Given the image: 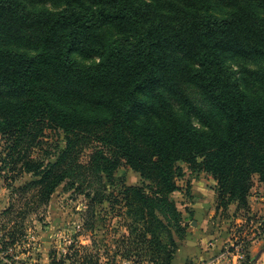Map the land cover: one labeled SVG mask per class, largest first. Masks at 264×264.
<instances>
[{"label": "trees", "instance_id": "1", "mask_svg": "<svg viewBox=\"0 0 264 264\" xmlns=\"http://www.w3.org/2000/svg\"><path fill=\"white\" fill-rule=\"evenodd\" d=\"M59 1L64 6L49 11L0 0V32L36 50L0 47L1 161L35 178L15 189L26 198L21 209L12 204L4 212L13 225L2 234L3 250L66 184L89 199L86 229L93 232L96 208L108 202L124 231L105 248L94 238L91 246L75 241L61 259L53 252L51 264H172L190 228L173 198L186 174L181 163L216 181L217 212L237 204L247 222L255 218L249 197L255 176L264 184V98L243 91L224 55L264 59V18L252 9H264V0H222L239 7L225 16L209 12L212 0H200L204 11L172 14L161 9H173L175 0ZM107 25L124 33L108 39L99 32ZM76 52L98 60L81 65ZM253 74L264 84V68ZM186 86L222 115L220 130L209 122L206 130L194 126L197 109ZM82 104L105 113H86ZM48 129L62 132L66 145L45 163L31 153ZM123 165L143 183L109 191ZM251 241L243 264H253Z\"/></svg>", "mask_w": 264, "mask_h": 264}, {"label": "rangeland", "instance_id": "2", "mask_svg": "<svg viewBox=\"0 0 264 264\" xmlns=\"http://www.w3.org/2000/svg\"><path fill=\"white\" fill-rule=\"evenodd\" d=\"M28 8L32 10H49L57 11L64 6V2L59 0H21ZM175 9H182L185 11L200 12L204 11L200 0H175V7L173 9L162 8L161 10L167 14H172ZM239 9L237 4L225 2L222 0H212L209 7V12L217 16H225ZM252 9L262 18H264V9L258 6H252ZM99 32L106 38H116L121 36L124 31L115 25H107L99 29ZM0 47H11L20 51L34 53L36 50L33 45L22 42L17 39H10L8 36L0 32ZM226 63L237 70L242 89L250 96L264 98V84L257 80L253 73L258 72L264 68V59L258 55L251 56H234L224 55ZM73 57L81 65H89L98 60L93 55L76 52ZM187 94L192 100L196 111L192 114V121L199 130L208 129V122L212 127L221 129L223 126L222 115L211 105L205 102L204 98L191 86H186ZM86 113L104 114L103 109L90 107L89 104H82L78 106ZM177 111L180 114L184 113L183 105L176 103ZM5 140L0 135V233H7L12 227L13 223L9 221V217L4 215V212L14 204L16 209L20 210L21 202H24L23 196L15 193V189L33 181L35 178L32 174L21 170L20 166L13 168V165H7L1 161L5 157L4 151ZM66 142L62 132L53 130H46L45 135L41 138V144L32 150L31 156L34 159L45 161V163L56 160L59 151L65 148ZM91 150L87 149L81 155L83 162H88ZM186 170L183 178L179 179L181 190L173 197L178 206L182 210L190 207H185L184 204L192 199L191 196V182L194 179H201L207 183L212 189L216 188V181L210 174L193 173L188 169V166L181 163ZM115 185L108 184L109 191L119 192L122 185L138 186L143 183V180L137 172L133 171L128 166H121L115 173ZM254 195L263 196L264 192L259 190V187L254 183ZM29 197V196H28ZM89 199L85 194L75 192L74 189H68L66 184L57 189L48 206L40 211L33 212L27 216L24 222L25 234L21 239L15 243L16 255L19 259L14 260L9 256V262H16L17 264H51L53 252H57L56 257L61 259V254L66 253L67 248L76 241L80 245L91 246L93 244L92 238L96 239L100 247L105 248V245L112 244L115 235L120 236L124 229L120 223V219L110 209V204L105 202L103 205L96 208V227L92 231L85 228L86 211L88 209ZM264 203V202H263ZM20 207V208H19ZM16 210V211H18ZM264 211V209H262ZM260 212V211H259ZM252 216V215H251ZM248 217V216H247ZM259 221L264 218L263 214H255L254 221H245L241 224H230L229 229L233 236H247L246 239L254 238L258 235L255 228ZM235 223V222H234ZM3 234V235H4ZM259 238V237H258ZM252 244V243H251ZM4 245V244H3ZM107 261V258H106ZM109 264H122L119 258L116 261H111Z\"/></svg>", "mask_w": 264, "mask_h": 264}, {"label": "crops", "instance_id": "3", "mask_svg": "<svg viewBox=\"0 0 264 264\" xmlns=\"http://www.w3.org/2000/svg\"><path fill=\"white\" fill-rule=\"evenodd\" d=\"M182 167L184 166L182 165ZM254 182L259 190L264 192V184L259 181L258 176H255ZM191 185L192 199L184 206L190 207L193 213L190 214L187 209L180 208L184 212L186 221L190 223V228L187 237L180 242L179 250L172 264H224L225 250L235 241L229 226L232 223L238 225L245 222L249 214L243 209L239 210L237 204H232L226 215H223L216 209L217 193L215 188L212 189L203 180L197 178L191 182ZM254 192L255 186L249 197L251 212L263 214L264 195H254ZM176 193L173 194V197L176 196ZM249 251L253 264H264V235L253 240ZM0 264L7 263L0 260ZM12 264L17 263L13 261Z\"/></svg>", "mask_w": 264, "mask_h": 264}, {"label": "built area", "instance_id": "4", "mask_svg": "<svg viewBox=\"0 0 264 264\" xmlns=\"http://www.w3.org/2000/svg\"><path fill=\"white\" fill-rule=\"evenodd\" d=\"M255 230L258 235H262V228L264 227V218L259 221ZM251 221H254L253 219ZM247 236H234L235 241L230 244V246L225 250L223 255L224 264H243L246 260L247 255V247L245 242L248 240H252L251 238L246 239ZM259 239L258 237L254 240ZM16 248L14 246H10L7 249L3 250V235L0 233V260L6 261L7 264H12L9 262L8 257L12 256L14 260L19 259V256L16 255ZM124 264H131L130 262H124Z\"/></svg>", "mask_w": 264, "mask_h": 264}]
</instances>
